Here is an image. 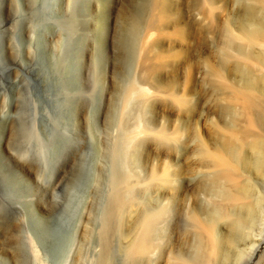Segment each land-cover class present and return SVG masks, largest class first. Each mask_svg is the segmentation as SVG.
Returning a JSON list of instances; mask_svg holds the SVG:
<instances>
[{
	"label": "rangeland",
	"instance_id": "374dc122",
	"mask_svg": "<svg viewBox=\"0 0 264 264\" xmlns=\"http://www.w3.org/2000/svg\"><path fill=\"white\" fill-rule=\"evenodd\" d=\"M263 32L264 0H0V187L9 182L12 197L0 196L13 212L0 210V222L28 216L47 264L64 263L77 219L92 207L81 264L203 263V220L225 235L212 264L264 263V241L257 252L252 246L264 240L258 155L239 150L252 161L241 163L249 195L229 204L203 147L238 152L226 131L242 125L230 99L236 88L255 89L253 113L264 132V43L254 40ZM138 84L151 95L138 93ZM111 107L114 125L105 131L97 119ZM32 115L39 141L30 146L48 168L56 165L50 182L68 154L80 153L60 226L35 201L29 211L32 190L7 167L17 155L3 141ZM7 230L0 224V242ZM0 264H10L1 252Z\"/></svg>",
	"mask_w": 264,
	"mask_h": 264
},
{
	"label": "bare ground",
	"instance_id": "6f19581e",
	"mask_svg": "<svg viewBox=\"0 0 264 264\" xmlns=\"http://www.w3.org/2000/svg\"><path fill=\"white\" fill-rule=\"evenodd\" d=\"M11 11L15 13L13 10ZM11 11L10 13H12ZM254 40L258 41L259 43H264V32L262 34L256 35L254 37ZM124 44L126 47V43ZM252 58L253 57L250 58L251 61L256 65L260 66L258 60ZM137 89L139 91L138 93H141L143 96L144 95L148 96L151 95L152 93L149 86H143L138 84ZM255 93L256 91L252 87L242 88V89L236 88L235 90H233L230 96L231 97L230 99L234 103H236V105L239 108L240 120L242 125L238 126L236 124L237 126L235 125L229 126L226 131H228V137H229L228 145L235 143L239 147V148L236 147L238 152L232 153L231 150H227L223 147L209 146L204 141L205 139L203 140L205 142L204 144L205 146H203L205 153L212 159L211 160L212 166L214 168H217L218 173L220 175V179H222L223 182H225L226 190L224 192H226L225 195L229 204L230 203L232 204V202L240 203L241 201L247 200L249 195V193L247 194V192L249 191V187L247 188L243 186L242 182L244 181L240 180V178L243 176V168H244L241 167L242 165L241 163L245 164L252 161L248 162L249 156L248 155L246 156L245 154L243 155L242 154L243 152L241 153V151L239 150H242L245 147L254 150L258 155V156L255 155L256 157H258L257 162H255V169L260 172L264 171V132L259 130L258 120L253 113V109L256 106V99H257L255 97ZM27 118H29V116ZM36 121H37L36 117L32 115V117L29 119L23 118L19 120V122L13 123V125L10 128L9 135L7 134L8 138L5 142L3 141V143H4V147L5 146L10 147L12 150L15 151L14 154L19 157L13 156L10 153L9 157L13 159L14 163H10V164L6 163V164L7 167L10 169V171L12 172L16 183L26 184L32 190V193L30 194L31 198L28 200L29 211L34 210V201H35L36 207L40 205L43 207V209H46L48 213L47 218L50 217L51 226H56V225L60 226L62 224H65V220L61 218L62 214L65 212L63 208L66 209L65 206H67L68 208V202H70L69 200L71 198V197L69 198L70 196L69 191L71 190V188L69 187L71 186H69L66 182L73 180L76 174L78 176V164H80L79 159L81 160V157H80V153L78 152V149L75 150L73 153L68 154L66 159L67 160L71 159L69 164L65 169H63L60 172L61 174L58 176L57 180L53 179L52 182H50L49 181L50 179L48 178H51L53 174V170L55 169L54 167H56V165L53 166L52 164V167L48 168L47 163L45 161V157L40 152V150H38V148L35 149L30 146L31 141L33 142L39 141L38 130L35 124ZM97 121H99V123L102 124V127L105 128V131L107 129H112L114 125L113 122L114 116L112 114V107L105 115H103L102 119L101 117H98ZM147 126L146 123L140 121V123L137 125L136 128L138 131L141 130L144 131L147 128ZM65 129L64 131L63 130L62 131L65 132L66 131ZM248 138H251V140L249 141ZM103 142L107 143L106 134L103 136ZM229 148L230 146L228 147V149ZM21 159L27 161L28 163L23 162ZM258 173L259 172H257V174ZM24 175L31 177L36 182V190H33L31 184L27 182L26 177ZM54 175L55 174H53L52 176L53 178L55 177ZM77 176L75 178H77ZM46 180H48L49 182ZM53 182L54 184H52ZM44 183H47L48 185L46 186V184ZM1 185L2 187H0V191L2 195H5L7 199L11 198L12 196L10 194L11 192L9 189V185H10L9 182L4 181ZM256 185H254V187ZM254 187L253 190H256L255 188L257 187L255 188ZM246 188L248 189V191H246ZM85 208L86 207L83 206V211H81L82 213H84ZM92 208L88 210L84 218H83L84 215L79 213L82 215V217L80 216L81 221L77 219V221L79 222L76 221L77 224L75 225L76 227H74L76 229L75 232H73L76 243L74 241L75 243L74 244L71 241V243H73L74 245L73 246L70 245V247L68 246L66 256L64 257L65 260H63L64 263L62 264H81L85 256L89 240L91 238L90 236L92 234L91 232V226L93 224V215H91ZM0 210L3 216H8L13 213L8 211L9 210L8 201L1 196H0ZM31 213L34 212L31 211ZM206 221L208 222V220ZM206 221L204 222L203 220V222L201 223L199 222L201 228L198 229H202L201 232L202 233L204 232L203 235H205L206 237L207 241L205 242L207 244L205 251L208 259H206L203 263L200 264H212L210 262V259L216 257L217 254L219 253L218 246L220 244L218 245V242L220 241L221 235L223 237V233L220 232L219 230H216L215 225H213V223H211L210 221L206 223ZM0 224L1 227L8 229L6 231V235L4 236L5 238L0 242V246H1L0 252L6 257H9L10 264H47L43 252L45 248H43V246L39 244V241L37 240L34 232L32 231L28 216H26L24 219L10 218L7 220H2ZM143 228H145L144 231L148 234L150 228L148 229V226L146 224H144ZM147 230L149 231L147 232ZM218 231L221 234L218 233ZM145 232H143L144 235ZM262 241L264 240L260 238V240L254 242V245H252L253 251L257 252L259 250ZM143 248L146 249V247H142V246H140V249L138 246L137 249L141 251ZM262 261H264V259ZM261 264L264 263L262 262Z\"/></svg>",
	"mask_w": 264,
	"mask_h": 264
}]
</instances>
